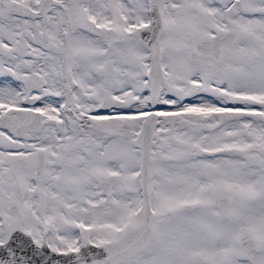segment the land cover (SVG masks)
<instances>
[{
  "label": "snow or ice",
  "instance_id": "1",
  "mask_svg": "<svg viewBox=\"0 0 264 264\" xmlns=\"http://www.w3.org/2000/svg\"><path fill=\"white\" fill-rule=\"evenodd\" d=\"M0 264H264V0H0Z\"/></svg>",
  "mask_w": 264,
  "mask_h": 264
}]
</instances>
